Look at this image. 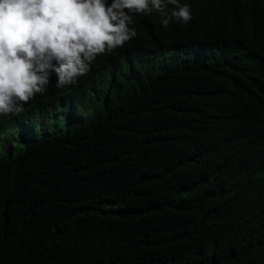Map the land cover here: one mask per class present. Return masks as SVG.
I'll return each instance as SVG.
<instances>
[{
	"label": "trees",
	"instance_id": "1",
	"mask_svg": "<svg viewBox=\"0 0 264 264\" xmlns=\"http://www.w3.org/2000/svg\"><path fill=\"white\" fill-rule=\"evenodd\" d=\"M178 4L0 122V264H264V0Z\"/></svg>",
	"mask_w": 264,
	"mask_h": 264
},
{
	"label": "clouds",
	"instance_id": "2",
	"mask_svg": "<svg viewBox=\"0 0 264 264\" xmlns=\"http://www.w3.org/2000/svg\"><path fill=\"white\" fill-rule=\"evenodd\" d=\"M169 4L175 7L166 14ZM153 11L165 28L192 19L178 0H0V122L15 118L9 136H22L30 123L28 104L37 101L31 98L56 79L64 88L85 76L98 55L137 36L129 13ZM37 110L38 125L45 117L37 128H59L51 112Z\"/></svg>",
	"mask_w": 264,
	"mask_h": 264
}]
</instances>
